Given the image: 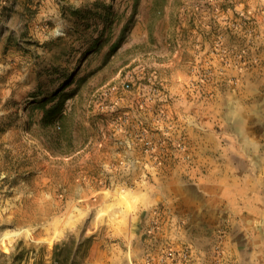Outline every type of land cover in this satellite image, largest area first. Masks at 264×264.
Here are the masks:
<instances>
[{"label":"rangeland","instance_id":"374dc122","mask_svg":"<svg viewBox=\"0 0 264 264\" xmlns=\"http://www.w3.org/2000/svg\"><path fill=\"white\" fill-rule=\"evenodd\" d=\"M209 120L264 142V0H0V264L260 262L240 206L214 232L180 215Z\"/></svg>","mask_w":264,"mask_h":264},{"label":"crops","instance_id":"0c3cea01","mask_svg":"<svg viewBox=\"0 0 264 264\" xmlns=\"http://www.w3.org/2000/svg\"><path fill=\"white\" fill-rule=\"evenodd\" d=\"M200 121L199 126L208 131L207 134L198 133L191 138L190 151L195 159V167L199 171H207L209 181H201L202 176L197 175L198 181L192 186L191 191H186L185 185L182 190L189 197L188 209H180L181 216L185 217L188 222H192L193 227L198 232H214L220 223L229 221L236 217L234 207L240 206V222H242L241 230L248 233L252 231L248 225V219L243 216L252 215L254 221H264V211L260 213L256 211L248 212V206L251 204L259 205L258 199L260 194L257 187H250L248 184L250 170L252 175L259 174L264 164V142L261 135H249V137L237 136L236 145L233 147L226 146L228 137H218L211 127V121L204 123ZM252 124L251 122L249 123ZM248 124V127L250 125ZM203 130V131H204ZM199 131V129H198ZM204 133V132H203ZM149 152L132 154L130 166L132 170H142L148 168V163H152L153 156ZM161 168H170L167 162H162ZM179 168L186 170V164L182 163ZM230 171L233 178L229 179ZM255 171V173H254ZM203 172V176H204ZM184 193V192H183ZM186 197V198H187ZM188 199V198H187ZM173 210L175 213L176 210ZM179 216V215H178ZM234 225H232L233 227ZM254 238L252 240L253 248L259 256L260 262L264 264V226L254 230ZM262 259V261H261ZM243 264H248L244 262Z\"/></svg>","mask_w":264,"mask_h":264},{"label":"trees","instance_id":"16d2710c","mask_svg":"<svg viewBox=\"0 0 264 264\" xmlns=\"http://www.w3.org/2000/svg\"><path fill=\"white\" fill-rule=\"evenodd\" d=\"M70 246H72V245H70V243H62V244L56 245V247H55L56 248V255H57L59 250L62 251V253L64 251H67L68 249H70Z\"/></svg>","mask_w":264,"mask_h":264}]
</instances>
